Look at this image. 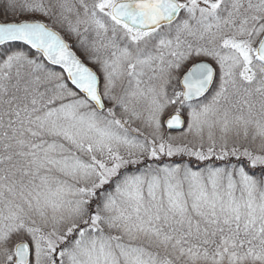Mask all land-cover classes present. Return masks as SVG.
<instances>
[{
  "label": "snow or ice",
  "instance_id": "obj_1",
  "mask_svg": "<svg viewBox=\"0 0 264 264\" xmlns=\"http://www.w3.org/2000/svg\"><path fill=\"white\" fill-rule=\"evenodd\" d=\"M0 264H264V0H0Z\"/></svg>",
  "mask_w": 264,
  "mask_h": 264
}]
</instances>
